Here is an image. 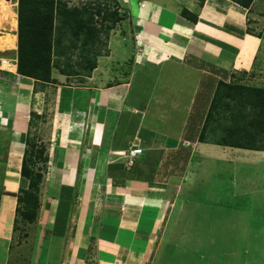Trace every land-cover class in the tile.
<instances>
[{"label":"crops","instance_id":"crops-1","mask_svg":"<svg viewBox=\"0 0 264 264\" xmlns=\"http://www.w3.org/2000/svg\"><path fill=\"white\" fill-rule=\"evenodd\" d=\"M257 1L122 0L131 23L122 18L118 33L102 37L92 72H63L62 55L48 82L18 72L19 0H0L17 18L0 30L10 40L0 47V264L12 263L22 237L32 239L35 264H234L222 260L218 235L228 226L229 239L251 236L244 221L264 188V170L256 173L264 149L220 144L219 135L232 115L239 132L263 143L249 124L263 115L250 118L247 105L239 116L238 99L224 96L206 123L221 83L264 88V73L252 71L264 46L251 26ZM131 38L134 59L120 57L134 63L128 74L118 64L105 70L102 45L121 56ZM39 134L49 160L39 169L37 216L17 229L29 186L23 161ZM136 146L143 152L128 164L119 153ZM227 208L235 217H223Z\"/></svg>","mask_w":264,"mask_h":264},{"label":"trees","instance_id":"trees-1","mask_svg":"<svg viewBox=\"0 0 264 264\" xmlns=\"http://www.w3.org/2000/svg\"><path fill=\"white\" fill-rule=\"evenodd\" d=\"M233 1L246 8L254 2V0ZM95 10L96 14L101 15L100 25L94 22ZM18 15V72L48 82L52 79L53 67H61L60 56L66 55L63 64L68 69L62 68L63 72H70V68H74L72 55L68 53L73 50L72 48L80 50L82 58L78 59V65L81 70L84 73H91L97 66V56L100 54L96 50L97 44L102 42L104 34L107 36L120 19L118 9L110 7L107 3H98L96 7L90 3L80 7L69 5L66 0H19ZM238 88L240 91L233 92ZM224 96L238 99L242 108L251 105L263 115L262 119L256 118L249 124L261 128V132H264V88L251 86H231L221 83L209 112L207 125L216 109L224 105L221 99ZM227 105L229 106L228 103ZM238 129L243 130L244 126ZM204 139V135H201V140ZM218 143L264 149V142L229 143L222 141ZM48 160L47 147L30 140L29 149L23 161V175L29 179V186L21 191L18 199V213L21 217L17 218V229L20 227L18 225L20 221L24 224H31L36 220L40 184L43 179V173L39 169L44 170ZM38 163L42 164L41 167L37 170L32 169Z\"/></svg>","mask_w":264,"mask_h":264},{"label":"rangeland","instance_id":"rangeland-1","mask_svg":"<svg viewBox=\"0 0 264 264\" xmlns=\"http://www.w3.org/2000/svg\"><path fill=\"white\" fill-rule=\"evenodd\" d=\"M68 1L69 5H78L80 7L84 6V5H89L90 3L93 4V7H96V5L98 3H106L107 1L110 4V6H114L116 9H118V13H119V17L120 19H127L128 23H131V19H130V13L126 12V10L124 11H120V9L122 8V4L117 0V2L115 0H66ZM9 2V1H8ZM6 2V3H8ZM116 4H115V3ZM264 0H259L256 2V4L253 5V13L255 14L253 16L252 19V24L251 25L256 34H259L260 36L264 37ZM120 8V9H119ZM95 9V8H94ZM123 9V8H122ZM94 22L98 25H100L101 23V15L96 14V10L94 12ZM123 14V16H122ZM119 19V20H120ZM116 23V25L114 26L115 30H117L118 33V29L123 28V22L120 20ZM257 23V24H256ZM260 23V24H258ZM17 24V18H16V13L9 7V6H2L0 3V30H5L6 28H9L10 26L14 27V25ZM131 24H128V27H130ZM110 32H113L110 31ZM129 34L131 35L132 38L135 37V31L133 30V28L131 27L130 30L128 31ZM121 33V32H120ZM106 37V34H104ZM108 37L110 38V35H108ZM131 38V41L128 43L127 45V51L125 52V54H122L120 56V54L118 52L109 53V50H107L106 47L102 48L101 47V51H102V55L104 57V60L100 62V65L105 66V70L107 69L108 72L110 71H116L118 70V65H122L120 69H124L123 71H127L129 68V65H133L134 63H130L128 64V61L124 60L122 61L120 57H127L129 59H131L130 57H132L134 59V55L137 52L136 51V42L135 39L133 40ZM69 41V40H67ZM10 44V40L8 39V36H1L0 37V47L4 48L6 45ZM101 45L98 44L97 46L99 47ZM96 46V50L97 49ZM122 47V48H125ZM73 50L69 51V53H72V58H73V63L75 64L74 66V70L76 71H82L80 66L78 65V59H80V57L82 58V56L80 55V50L79 48H72ZM95 51V50H93ZM122 51H125V49H122ZM262 54L260 53L259 56L256 57V61L260 60V62H256L255 66L252 68V71L254 73H264V46L261 48ZM74 53V54H73ZM146 53V52H145ZM147 54V53H146ZM106 56V57H105ZM112 59V60H111ZM122 61V62H121ZM135 61V60H134ZM109 66V68H108ZM125 67V68H123ZM121 72L122 75L123 74H128L126 71ZM111 73V72H110ZM119 75V73H117ZM264 75V74H263ZM117 76V75H115ZM113 76V80L114 77ZM264 77V76H263ZM77 80H80L79 78H76ZM109 80V79H108ZM108 83V82H107ZM237 106V115L240 116L241 111L244 109L242 108L240 105H236ZM248 114L251 116L253 115H258L260 113H258V111L256 109H252V111H250ZM229 128L227 129V132H222L219 136L220 138L224 139L225 141H228L229 143H250V140H253V136L250 137L249 134H244L243 132H239L240 130L238 129L239 127L234 124V121L232 120V115L229 116ZM233 119H237V117H235V114L233 116ZM44 124L42 125V127H46L48 124V117H46L45 119H43ZM47 128V127H46ZM247 128V127H245ZM230 129V130H229ZM248 130V128H247ZM42 133V132H41ZM39 139L41 140L40 142H37V144L39 145H45L46 144L43 142V136L41 134H39ZM250 137V139L248 140V138ZM42 147V146H41ZM37 150V148H36ZM41 169V168H40ZM264 170V163L262 165H260L259 170L257 169L256 173H261ZM262 178H264V176H261ZM256 195L253 196V200H251L254 204V211L252 213L253 218L247 217L246 220L244 221V223L246 222L248 226H251L252 229L250 230L249 234H251V236L248 237V232L247 233V237H233V238H228L225 233L226 229L228 230V226L227 228L223 227L221 232V236L218 235L217 239V246L220 247L222 249V260L225 261V263L227 262V260H232L231 262L234 264H259L262 260H264V205H263V201H264V188L259 189V187L257 186V191L255 192ZM240 200H246V199H240ZM239 201V200H238ZM247 201V200H246ZM249 201V200H248ZM239 210H241L240 207H238ZM223 217H235L234 216V212L232 208H227L226 210H223ZM236 219V218H235ZM230 222H234V220H231ZM236 223H238L236 221ZM243 223V222H242ZM240 228V226H239ZM238 228V229H239ZM29 232V231H28ZM27 232V233H28ZM26 236V235H25ZM31 237V236H30ZM23 240H20V243H17V245H15V250H14V254L11 258L12 263L11 264H35V262L33 261V259H35V254L32 251V247L31 243H32V239L29 238H25L22 237ZM224 251H236L237 252V259L233 260V255L232 253H227ZM229 255V256H228Z\"/></svg>","mask_w":264,"mask_h":264},{"label":"built area","instance_id":"built-area-1","mask_svg":"<svg viewBox=\"0 0 264 264\" xmlns=\"http://www.w3.org/2000/svg\"><path fill=\"white\" fill-rule=\"evenodd\" d=\"M118 1L122 2V0H118ZM142 4H144V1L142 2ZM5 64L8 67L10 66L9 63H5ZM3 70L5 69H3V67L0 66V77H3ZM142 152L143 149L141 147L136 146V147H130V149L127 152L122 151L119 154L126 156L128 164H131L133 162L134 157L141 154Z\"/></svg>","mask_w":264,"mask_h":264},{"label":"clouds","instance_id":"clouds-1","mask_svg":"<svg viewBox=\"0 0 264 264\" xmlns=\"http://www.w3.org/2000/svg\"><path fill=\"white\" fill-rule=\"evenodd\" d=\"M115 1L117 2V0H115ZM106 3H109V2L107 1ZM108 5L110 6V4H108ZM110 7L115 8L114 6H110Z\"/></svg>","mask_w":264,"mask_h":264},{"label":"bare ground","instance_id":"bare-ground-1","mask_svg":"<svg viewBox=\"0 0 264 264\" xmlns=\"http://www.w3.org/2000/svg\"><path fill=\"white\" fill-rule=\"evenodd\" d=\"M10 70V69H9Z\"/></svg>","mask_w":264,"mask_h":264}]
</instances>
